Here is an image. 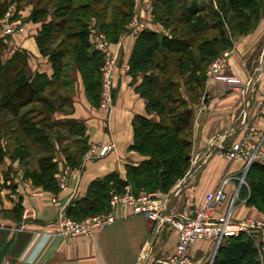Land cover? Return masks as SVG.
Wrapping results in <instances>:
<instances>
[{
  "label": "crops",
  "instance_id": "obj_1",
  "mask_svg": "<svg viewBox=\"0 0 264 264\" xmlns=\"http://www.w3.org/2000/svg\"><path fill=\"white\" fill-rule=\"evenodd\" d=\"M191 1L199 7L209 4L215 7V0H187ZM31 10V6L12 10L22 31L9 38L4 39L1 31L6 25L0 23V38L5 44L1 60L6 61L15 51L24 52L29 75L39 73L51 77L52 66L36 44L41 24L30 20ZM134 16L143 22V30L166 34L165 28L154 19L153 0H133ZM141 31L132 32L126 25L116 41L108 42L112 63L109 112L99 108L97 99L95 103L89 99L80 74L75 72L72 112L53 114L55 120L70 119L81 124L87 146L113 144L105 156L88 161L81 158L75 166H69L61 158L53 159L57 165V188L54 190L33 185L25 178L17 161L8 156L0 159V264H160L174 250L177 232L168 221L150 222L142 215L119 208L113 211L115 220L112 223L90 236L66 238L56 231L60 208L68 215L78 207V201L85 198L93 182L111 174L126 180L127 167L137 166L145 159L131 149L132 122L136 116L155 121L158 118L147 115L146 100L136 91L142 75L129 71ZM93 33L90 31L91 48H94ZM224 51L228 54L221 72L235 77L238 88L205 75L199 96L191 98L192 94L180 84L181 96L191 112L190 166L186 175L163 193V197L169 198L163 210L166 217L189 215L193 208L202 206L206 194L215 190L225 176L230 177L225 186L227 198L218 205L215 214L222 215L229 210L235 220L258 217L254 206L247 205L245 199L239 201V193L245 186L239 185V180L246 178L245 162L241 159L229 162L219 153L248 135L249 130L251 133V129L252 145L264 139V118L257 114L264 95V18L248 31L233 35L230 46ZM61 179L64 189L59 185ZM125 188L129 189V185ZM52 199L58 200L60 207L53 204ZM237 201L240 203L235 207ZM215 252L214 244L207 240H198L190 250L196 264H211Z\"/></svg>",
  "mask_w": 264,
  "mask_h": 264
},
{
  "label": "trees",
  "instance_id": "obj_2",
  "mask_svg": "<svg viewBox=\"0 0 264 264\" xmlns=\"http://www.w3.org/2000/svg\"><path fill=\"white\" fill-rule=\"evenodd\" d=\"M7 3V0H0V17L6 11ZM47 3L51 4L58 20L45 21L46 8L41 6L32 8L30 20L41 22L36 43L52 66L51 77L39 73L29 75L27 57L21 51H15L9 59L2 61L5 44L0 38V137L8 135L12 138L11 157L18 156L23 162L28 160V150L32 146L36 145L34 148L41 152L46 150L49 133L54 128L83 137L82 125L73 120L48 123L54 112L64 111V105L69 101L71 104V99L57 92L70 84V80L61 78L63 74L67 75L62 68L68 64H73L80 74L86 91L93 97L98 96L101 56L91 48L87 24L80 20L94 16L110 41H116L133 15V0H117L111 5L108 2L96 12L93 7L98 6L97 0L93 4H74V0H48ZM262 6L264 0H215V7L210 4L199 7L195 1L187 0H153L154 19L168 29V34L139 32L129 69L133 75H142L136 91L146 100L147 115L158 118L155 121L136 116L132 122L134 141L131 149L145 159L137 166L127 167L126 180L111 174L93 182L85 198L78 201V207L69 211L72 219L107 208L111 190L121 193L129 185L137 193H166L186 175L190 166L191 112L181 96L180 84L192 94L191 98H197L208 64L230 46L233 35L253 27ZM211 32H217V35L211 36ZM53 35L62 38L50 50L48 44ZM49 87H53L52 90H48ZM31 103L40 105L37 113L41 118L34 120L28 116L31 112L20 114L21 109ZM13 120L18 128L6 129ZM3 154L0 148V159ZM80 154L68 155L66 161L75 166L80 161ZM253 170L258 176L251 178L249 183L248 203L258 207L264 205V165L253 162L246 178ZM25 171L34 185L46 190L57 188V165L53 158L38 156L37 168H26ZM251 244V238L245 234L227 238L216 249L214 263L253 264L252 256L249 263L247 258Z\"/></svg>",
  "mask_w": 264,
  "mask_h": 264
},
{
  "label": "built area",
  "instance_id": "obj_3",
  "mask_svg": "<svg viewBox=\"0 0 264 264\" xmlns=\"http://www.w3.org/2000/svg\"><path fill=\"white\" fill-rule=\"evenodd\" d=\"M10 14V12H7L6 19H12V15ZM18 26L19 23L12 22L11 25H6L1 33L3 35H12L11 32L15 28H20ZM127 29L137 33L144 29V24L139 17L134 16L127 24ZM19 31L21 32L22 29L20 28ZM93 39L95 50L105 59L100 68L99 97L101 108L109 112L112 105V63L107 51L108 42L103 35L96 34L95 32L93 33ZM227 54L224 51L216 59L211 61L206 69L205 75L224 80L230 87L238 88L239 82L235 77L232 75H224L221 72L226 66ZM257 114L264 118V95L259 102ZM251 130L253 132V129ZM251 133L249 130L248 135L232 142L227 149H221L219 155L229 162L241 159L245 162L247 168L253 162H262L264 160L262 147L264 139L261 138L256 144L252 145L251 138L253 136ZM112 148L113 144L92 147L83 156V161L103 157ZM229 181L230 177H223L217 188L206 194L204 204L193 208L189 215H179L172 218L166 217L163 214L169 198L157 197L155 194H141L138 197H134L129 191L118 195L111 190L109 192L108 207L110 211L108 213L90 216L76 221L67 217L63 209L60 208L56 220V231L59 235L66 238L90 236L93 232L101 230L115 220L114 210L118 208L125 211L130 210L132 214L142 215L150 222L166 220L177 232V243L174 250L160 264H196L190 250L198 240L212 242L216 250L227 238L236 237L239 234H245L250 238H255L257 234L264 236V216L245 217L240 220H235L231 217L229 210L222 215L215 214L218 205L227 198L225 186ZM242 183L243 177L239 180V185H242ZM59 185L61 189L65 188L63 179H61ZM51 202L58 207L61 205L56 199H52Z\"/></svg>",
  "mask_w": 264,
  "mask_h": 264
},
{
  "label": "rangeland",
  "instance_id": "obj_4",
  "mask_svg": "<svg viewBox=\"0 0 264 264\" xmlns=\"http://www.w3.org/2000/svg\"><path fill=\"white\" fill-rule=\"evenodd\" d=\"M47 1L48 0H7V2H8L7 4L8 5H6L7 6L6 11L3 13L2 17H0V22H2V24L8 25V26L11 25L12 22H17V23H19L18 27H20L22 29V27L20 25V21H18V20H16L14 18V13H13L12 10L16 9L17 11H19V10H23L24 8L29 7V6H31L32 8L34 6L44 7V8H46V15H47L46 19L47 18H51V20H58V18L53 15V10H52L51 4H48ZM94 1L95 0H74V4L75 3L76 4L77 3H83V2H88V3H92L93 4ZM97 1H98V3H96V5H98V6L97 7H93L95 12L96 11H100L102 9V5H104V4L106 5V3H108V2H110L109 3L110 5L112 3H116L117 2V0H97ZM261 8H262V11H260V13L258 14L256 20H254L255 21L254 24H257L259 19L264 18V7L262 6ZM7 12L11 13L10 15H12V19H9V20L6 19L7 18V16H6ZM46 19H45V21H46ZM80 22L82 24H87L88 40H89V37H90V31L91 32L94 31L96 34L103 35L105 37L106 41L110 42V38L108 36H106L105 33L99 28V23H98L99 21L97 20V18H95L94 16H92V17H88L87 16V18L81 19ZM92 23H94V24H92ZM40 24H41V22H40ZM20 28H17V29L15 28L13 30V32H11V34L20 33V31H19ZM164 33L168 34V29H165ZM210 35L211 36L212 35H217V32H211ZM3 36H5L4 39H6V38H9L10 35L6 34V35H3ZM60 38H62V36L60 37L59 35H55V36L53 35V38L50 39V44H48V47H49L50 50H53L55 48V46H56V44H57V42L59 41ZM92 49L94 50L93 47H92ZM90 51L91 50H89L88 52H90ZM222 52H224V50ZM40 54L43 57H46L48 59V57L46 55H43L41 52H40ZM100 56H101V54H100ZM101 63L103 65L102 57H101ZM62 71L65 74L67 73V75L64 76V74H63L61 78H64V80H70V84H68L66 88L62 87L60 89V91H57V92H58V94L63 95V96H65L68 99H71V97H72L71 92H72V88H73V80H74V77H75V74H76L75 72H77V71L73 67V64H68L67 67H63ZM99 73H100V69H99ZM100 78H99V82H100ZM52 88L53 87H49L47 89L48 90H52ZM47 89H46L45 92H48ZM87 94H88L89 99H91L94 103H95V101L98 100L97 105L99 106V108H101L100 97H99V94H100V83H99V89H98V96L97 97H93L91 92H87ZM182 108H184V106ZM40 109L41 108H40V105L38 103H31V104L27 105L26 107L22 108L21 111H20V114L26 113V112H31V113H29L28 116L32 117L34 120L35 119L37 120V119L41 118L40 115L37 113V112H40ZM64 111L66 113L72 112V104H70V101L64 105ZM7 117H8V120L11 118L10 115L7 116ZM54 120L55 119L53 118V115H52L50 120H48V123L49 122L52 123ZM7 128H12V129L18 128V124H17V122L15 120L10 121L8 123V125L6 126V129ZM74 129L75 130H79L77 127H74ZM18 131H19V129H18ZM18 134H19V132H18ZM17 136L20 137V135H17ZM35 146H32L31 148H29L30 146L28 147L29 148V150H28V154H29L28 157L29 158H28L27 161L23 162V161H20L18 156H17L18 158L17 157H11L10 153L14 149V142H12V138L10 136H8V135H4V136L0 137V148L2 149V152L4 153L2 158L4 156L5 157L8 156V158L11 159L12 161H17L18 162V166H20L23 169V174H24L25 178L29 179L33 185H34V182L29 177L26 176V174H25L26 171L25 170H26V168H28V170L33 169V168H35V169L37 168L38 156L47 155L51 159L52 158L53 159L61 158V160L66 162L69 166H73V164H69L66 161V157L68 155H72V154L77 155V153L80 152L81 154H80L79 158L81 159V158H83V156L86 153H88L89 149L92 148V147L87 146L86 140H85L84 137H82V135L64 133L63 131L57 130L56 128L52 129V133L51 132L49 133V144H48V147H46V150L44 152L43 151L41 152L38 149L36 150L34 148ZM262 147H263V151H264V140H263ZM77 158H78V156H77ZM262 162L264 163V160ZM244 167H245V170H246L245 171V175H246L247 170H248L249 167L248 168L246 166H244ZM255 172L256 171L253 170V171H251V174L246 179L243 178L242 185L245 184V186L242 187V189H241V191L239 193V197H240L239 201H242V200L245 199L246 202H247V205H249V206H253L252 204L248 203L249 196H250L249 183L251 182V178H254V177L258 176V174L255 173ZM178 181H176L174 183V185ZM126 191H129L134 197H138L141 194H155V195H157V197H163V193L161 194V192H158V191H155V192L138 191V193H137V191L134 188H131L130 186H129V189L125 188L121 193H116V194L122 195ZM164 194H166V193H164ZM163 198H165V197H163ZM239 201H237V203L235 202V207H236L237 204L240 203ZM254 208L257 210V213L254 212L255 215L257 214L258 217L264 216V205H258V207H254ZM108 212H109V207L107 206V208H105V209L100 208L97 212L89 213V214H87L85 216H77L76 218H73V220L80 221V220H82V219H84L86 217L98 216V215H101V214H106ZM66 216L71 218L68 215H66ZM251 240H252V244L250 245V250H248V252H247L248 263H249L250 255H251L253 264L254 263H256V264H264V236H261V235L257 234L256 237L255 238H251ZM211 264H216V263H214V260H213Z\"/></svg>",
  "mask_w": 264,
  "mask_h": 264
},
{
  "label": "water",
  "instance_id": "obj_5",
  "mask_svg": "<svg viewBox=\"0 0 264 264\" xmlns=\"http://www.w3.org/2000/svg\"><path fill=\"white\" fill-rule=\"evenodd\" d=\"M192 171V169L189 171V173Z\"/></svg>",
  "mask_w": 264,
  "mask_h": 264
}]
</instances>
